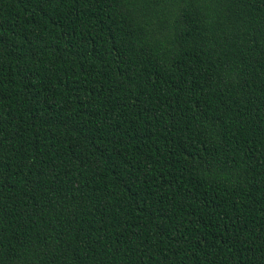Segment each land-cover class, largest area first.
<instances>
[{
    "label": "trees",
    "instance_id": "obj_1",
    "mask_svg": "<svg viewBox=\"0 0 264 264\" xmlns=\"http://www.w3.org/2000/svg\"><path fill=\"white\" fill-rule=\"evenodd\" d=\"M0 264H264V0H0Z\"/></svg>",
    "mask_w": 264,
    "mask_h": 264
}]
</instances>
